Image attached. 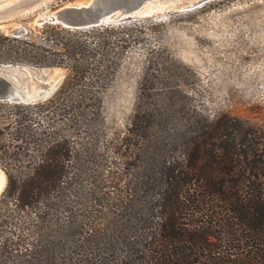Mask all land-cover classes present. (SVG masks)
Masks as SVG:
<instances>
[{
    "label": "trees",
    "instance_id": "1",
    "mask_svg": "<svg viewBox=\"0 0 264 264\" xmlns=\"http://www.w3.org/2000/svg\"><path fill=\"white\" fill-rule=\"evenodd\" d=\"M128 26L74 30L58 25L53 28L63 35L45 38L53 48L0 35V52L10 65L25 60L67 69L47 100L0 101V166L7 177L0 212L9 205L17 211L50 209L53 196L76 179L80 152L73 140L53 127L43 138L45 131L37 132L32 120L42 114L50 122L70 112L100 114L98 90L116 64L105 54L95 67L91 61L97 50L106 49V35ZM127 43L120 40V50ZM93 67L97 75L90 80ZM142 90L146 97L122 139L134 142L129 163L140 170L117 210L93 211L85 234L71 213L46 234L49 238L38 214L40 237L24 246L18 233H5L8 218L0 214V264H264V141L255 140L254 128L240 119L183 112L175 89L155 94L148 85ZM28 155L33 160L26 166L21 160ZM99 222L102 228H96Z\"/></svg>",
    "mask_w": 264,
    "mask_h": 264
},
{
    "label": "rangeland",
    "instance_id": "2",
    "mask_svg": "<svg viewBox=\"0 0 264 264\" xmlns=\"http://www.w3.org/2000/svg\"><path fill=\"white\" fill-rule=\"evenodd\" d=\"M89 1L45 0L30 13L16 12L2 20L0 35L14 37L13 33H17L16 38L53 48L49 42L45 44V38L63 35L60 28H53L60 25L51 21L55 13L65 6L85 5ZM15 2L12 0L0 7L6 8ZM72 15L76 20L82 18L79 14ZM40 17L44 23L35 22ZM44 24L53 29L45 28ZM124 25H129L128 30L105 36L106 49L97 50L91 61L95 67L105 54L116 64L98 90L100 114L70 112L66 118L58 121L56 117L51 122L49 115L42 114L32 120L38 125L37 132L45 131L43 138L51 127L70 136L80 155L75 167L78 169L76 179L61 195L53 196L52 208L40 206L36 211H17L9 205L0 212L8 218L5 233H18L23 246L40 237L37 236L41 221L38 214L44 216L45 238H49L46 234L51 229L56 230L67 221L71 213L81 221L85 234L91 228L93 211L101 207L111 208L113 213L118 201L130 194L140 168L129 163L131 153L136 154L135 146L131 145L134 142L122 139L128 135L133 113L146 97L142 89L148 85L155 94L164 92L167 87L175 89L185 113L240 119L254 128L255 140L264 141V0H215L190 12L161 13ZM120 40H128L124 50H120ZM10 45L21 46L16 42ZM4 58L0 52V64H10ZM11 65L41 70L46 80L58 82L48 98L67 75L63 65L38 66L25 60L12 61ZM94 67L88 76L90 80L97 75ZM156 98L157 95L154 100ZM30 155L21 163L27 166ZM0 170L6 178L1 196L7 177L2 166ZM100 223L96 228L104 226Z\"/></svg>",
    "mask_w": 264,
    "mask_h": 264
},
{
    "label": "water",
    "instance_id": "3",
    "mask_svg": "<svg viewBox=\"0 0 264 264\" xmlns=\"http://www.w3.org/2000/svg\"><path fill=\"white\" fill-rule=\"evenodd\" d=\"M6 0H0V4ZM45 0H19L13 5L0 9V22L12 14L30 13L34 7ZM157 0H90L85 5L65 6L60 9L51 21L64 28L81 30L95 27L118 26L131 23L140 18L153 17L161 13H184L213 2L215 0H182L174 1L165 7L151 13H143L146 3ZM169 1V0H168ZM79 14L80 20L74 19ZM72 15V16H69ZM44 19L37 18L36 23H44ZM18 34L13 33L16 37ZM58 82L46 80L41 70L28 66H12L0 64V101L10 103H36L46 100L58 87ZM3 188L0 190L2 192Z\"/></svg>",
    "mask_w": 264,
    "mask_h": 264
},
{
    "label": "bare ground",
    "instance_id": "4",
    "mask_svg": "<svg viewBox=\"0 0 264 264\" xmlns=\"http://www.w3.org/2000/svg\"><path fill=\"white\" fill-rule=\"evenodd\" d=\"M12 0H6L3 3H8ZM19 0H16V2H18ZM174 1H179V0H157L155 2H150V3H145L144 6H143V13H151L153 12L154 10L156 9H159L161 7H165L167 6L168 4L174 2ZM182 1V0H180ZM188 1H194V0H188ZM1 5V4H0ZM3 8V7H0V9ZM41 18V17H40ZM43 19V17L41 18ZM55 23V22H53ZM5 182H6V178H5V174L0 170V190L4 187L5 185Z\"/></svg>",
    "mask_w": 264,
    "mask_h": 264
}]
</instances>
